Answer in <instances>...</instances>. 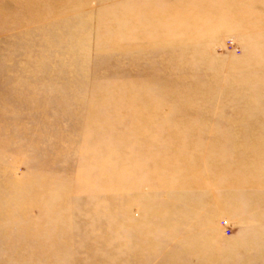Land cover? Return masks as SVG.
<instances>
[{
    "label": "rangeland",
    "instance_id": "374dc122",
    "mask_svg": "<svg viewBox=\"0 0 264 264\" xmlns=\"http://www.w3.org/2000/svg\"><path fill=\"white\" fill-rule=\"evenodd\" d=\"M0 264H264V0H0Z\"/></svg>",
    "mask_w": 264,
    "mask_h": 264
}]
</instances>
